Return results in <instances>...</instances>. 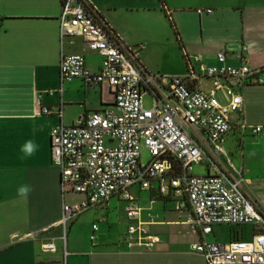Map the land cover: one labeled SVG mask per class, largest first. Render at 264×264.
Instances as JSON below:
<instances>
[{"label": "crops", "instance_id": "obj_1", "mask_svg": "<svg viewBox=\"0 0 264 264\" xmlns=\"http://www.w3.org/2000/svg\"><path fill=\"white\" fill-rule=\"evenodd\" d=\"M90 1L126 42L143 44L141 62L151 71L183 74L185 56L200 55L215 63L219 51L226 53L228 64L236 65L241 48L251 67L264 65V0ZM60 5L61 0H0V264H205L188 248L200 235L184 222L187 212L174 210L171 200L153 187L133 188L139 217L158 238L153 247L127 248L124 201L117 196L72 221L64 245L58 238L61 226L55 223L62 198L58 170L50 161L49 130L113 100L105 85L88 88L79 78L60 84V54L82 51L79 37H58ZM197 8L211 11L198 13ZM84 56L89 69L96 71L99 54L84 51ZM242 101L244 122L264 125V83L247 84ZM39 105L52 112L39 113ZM223 147L232 165L242 169L244 194L264 214V135L233 127ZM210 169L206 164L205 173ZM117 211L121 221L113 229L111 217ZM86 212L92 217L82 223ZM44 227L49 228L39 232ZM243 227L249 228L246 235ZM222 229L226 234L221 236ZM251 230L249 224H217L205 239H247ZM52 240L54 251L40 248L41 242Z\"/></svg>", "mask_w": 264, "mask_h": 264}, {"label": "built area", "instance_id": "obj_2", "mask_svg": "<svg viewBox=\"0 0 264 264\" xmlns=\"http://www.w3.org/2000/svg\"><path fill=\"white\" fill-rule=\"evenodd\" d=\"M210 11L196 9L198 13ZM57 20L59 39L79 37L82 41L81 52L60 54V84L79 78L88 88L105 85L113 97L110 105L49 130L50 161L58 170L62 198L55 225L61 226L58 238L63 245L72 221L117 196L124 201L127 248L153 247L158 238L149 233L148 221L140 219L141 208L133 193L134 187H153L171 200L174 210L187 212L184 222L200 235L188 248L205 264H264V214L244 194L242 169L232 165L223 147L233 127L241 133L264 135V125L242 119L243 88L264 83V65L251 67L241 48L235 54L236 65L228 64L226 53L219 51L215 63H207L200 55L185 56L183 74H162L144 66L143 44L126 42L90 0H61ZM84 51L99 54L96 71L87 66ZM203 79L211 84L208 90L200 87ZM147 93L152 97L149 108L142 105ZM51 112L39 105V113ZM55 112L59 115L60 109ZM142 147L150 155L146 163L140 161ZM202 161L213 173L191 174V165ZM67 194L81 198L68 202ZM217 224H249L251 235L206 240ZM91 228L89 238L93 239L97 223ZM40 248L54 251L56 247L52 240L41 242Z\"/></svg>", "mask_w": 264, "mask_h": 264}, {"label": "rangeland", "instance_id": "obj_3", "mask_svg": "<svg viewBox=\"0 0 264 264\" xmlns=\"http://www.w3.org/2000/svg\"><path fill=\"white\" fill-rule=\"evenodd\" d=\"M200 84V87L203 89V90H208L211 86L210 82L206 79H203L199 82ZM142 105L143 107L145 108H149L151 107L152 105V97L149 93L145 94L142 96ZM150 158V155L148 153V151L142 147L141 151H140V161L141 163H146ZM190 172L191 174L193 175H203L205 172H206V163L204 161L202 162H198V163H195V164H192L191 165V168H190ZM213 171L210 169V174H212ZM80 199V195L78 194H67L65 195V201H68V202H72V201H76V200H79ZM117 215L116 217L114 215H112L111 219L113 220L112 221V226H113V229L115 227V225L118 223H120L119 221H121V212L120 211H117L116 212ZM81 222H86L87 220H90L91 217H92V213L91 212H86L84 215L81 216ZM117 228L120 227L119 226H116ZM116 229V228H115ZM249 232V228L248 227H243L242 229V233L243 235H246L247 233ZM219 235H225L226 234V230L225 229H222L220 231H218Z\"/></svg>", "mask_w": 264, "mask_h": 264}, {"label": "trees", "instance_id": "obj_4", "mask_svg": "<svg viewBox=\"0 0 264 264\" xmlns=\"http://www.w3.org/2000/svg\"><path fill=\"white\" fill-rule=\"evenodd\" d=\"M171 25L173 26V23L171 22ZM173 29H174V31H175V27L173 26ZM175 36H176V39L178 40V42H179V39H178V35H177V32L175 31Z\"/></svg>", "mask_w": 264, "mask_h": 264}]
</instances>
